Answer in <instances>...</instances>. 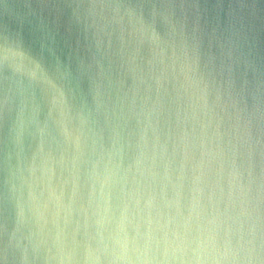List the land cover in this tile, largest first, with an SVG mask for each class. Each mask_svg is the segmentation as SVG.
Wrapping results in <instances>:
<instances>
[{"label": "water", "instance_id": "obj_1", "mask_svg": "<svg viewBox=\"0 0 264 264\" xmlns=\"http://www.w3.org/2000/svg\"><path fill=\"white\" fill-rule=\"evenodd\" d=\"M0 264H264V0H0Z\"/></svg>", "mask_w": 264, "mask_h": 264}]
</instances>
